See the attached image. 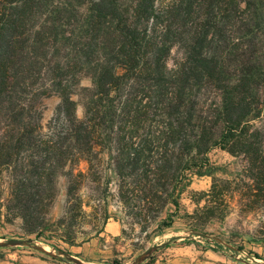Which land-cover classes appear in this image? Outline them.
Returning a JSON list of instances; mask_svg holds the SVG:
<instances>
[{"label":"trees","instance_id":"1","mask_svg":"<svg viewBox=\"0 0 264 264\" xmlns=\"http://www.w3.org/2000/svg\"><path fill=\"white\" fill-rule=\"evenodd\" d=\"M83 77L89 86H80ZM51 95L59 102L43 123ZM214 148L240 158L242 168L213 178L210 213L223 204L227 216L237 197L244 217H258L262 240L264 0H0V186L5 219L20 218L26 235L52 231L63 173L57 226L73 232L89 216L106 223L112 199L121 220L162 233L173 226L190 173H213ZM106 170L116 177L114 192ZM192 233L246 264H264L243 244Z\"/></svg>","mask_w":264,"mask_h":264},{"label":"rangeland","instance_id":"2","mask_svg":"<svg viewBox=\"0 0 264 264\" xmlns=\"http://www.w3.org/2000/svg\"><path fill=\"white\" fill-rule=\"evenodd\" d=\"M89 77H83L80 86H89ZM76 102V115L82 116V106L78 93L72 95ZM59 102L57 95L43 99V123H47ZM214 167L212 174L198 175L190 173L189 180L179 188V213L174 216L173 226L163 229L160 233L153 225L147 232H142L137 224L129 219L121 220L115 200L110 199L106 223L93 216L77 220L69 232L66 227L57 226L63 216L66 204V173L59 175L58 194L49 214L51 232L37 239L26 235L20 218L11 221L5 219L4 199L7 189L4 183L0 186V264H70V256L77 257L88 264H131L135 258L148 247L160 245L164 239L171 236H181L172 245L154 249L149 256L138 264H246L243 255H231L216 251L204 239L192 232H207L212 236L226 241L231 245L243 244L244 254L252 250L264 257V238L259 239L255 229L258 217L251 213L246 217L236 206L237 197L232 201L234 209L225 216L224 205L217 207L211 214L206 193L210 190L213 178H232L240 174L242 162L240 158L228 152L214 148L208 154ZM83 167V164L81 165ZM106 176L111 180L109 190L114 192L115 175L106 170ZM86 186L85 192H89ZM208 205V208L204 206ZM87 211L90 208L85 207ZM173 210V207H169ZM165 214L162 215L164 217ZM121 220V221H120ZM120 223L121 230L117 235L111 231V223ZM123 230V231H122ZM162 234V235H161ZM67 236L76 240V245H69L60 238ZM10 239H20L23 243L6 244ZM30 239V241L28 240ZM33 240V241H31ZM81 240H84L81 242ZM60 249L61 251H59ZM70 252V255H66Z\"/></svg>","mask_w":264,"mask_h":264},{"label":"water","instance_id":"3","mask_svg":"<svg viewBox=\"0 0 264 264\" xmlns=\"http://www.w3.org/2000/svg\"><path fill=\"white\" fill-rule=\"evenodd\" d=\"M24 241L23 240H20V239H10L6 242V244H17V243H23ZM160 245H154V246H151V247H148L142 254L138 255L134 262H132L131 264H138L139 262H141V260H144L146 259L149 254L154 250V249H157ZM69 259L74 262L75 264H88V263H85L83 261H80L77 257L75 256H70Z\"/></svg>","mask_w":264,"mask_h":264},{"label":"crops","instance_id":"4","mask_svg":"<svg viewBox=\"0 0 264 264\" xmlns=\"http://www.w3.org/2000/svg\"><path fill=\"white\" fill-rule=\"evenodd\" d=\"M111 223V231L114 235H117L120 230H121V225L120 223L116 222V221H113V222H107V224Z\"/></svg>","mask_w":264,"mask_h":264}]
</instances>
